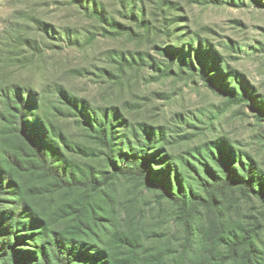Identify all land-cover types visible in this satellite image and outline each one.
<instances>
[{"label":"rangeland","instance_id":"1","mask_svg":"<svg viewBox=\"0 0 264 264\" xmlns=\"http://www.w3.org/2000/svg\"><path fill=\"white\" fill-rule=\"evenodd\" d=\"M12 86L42 102L69 141L96 150L97 158L68 155L102 182L114 167L68 98L101 122L105 112L122 117L113 121L119 148L158 152L155 170L168 160L173 173L163 182L175 193L204 196L230 157L241 176L247 167L263 175L264 192V0H0V90ZM21 181L54 228L73 231L88 209L115 264L127 251L96 224L138 238V264H172L180 251L175 205L143 180L116 177L77 192L39 174ZM218 203L217 219L245 232L264 264L263 200L235 190ZM212 221L205 211L202 227Z\"/></svg>","mask_w":264,"mask_h":264},{"label":"trees","instance_id":"2","mask_svg":"<svg viewBox=\"0 0 264 264\" xmlns=\"http://www.w3.org/2000/svg\"><path fill=\"white\" fill-rule=\"evenodd\" d=\"M113 31L118 33L115 28ZM209 85L217 90L212 82ZM67 100L87 119L105 151L103 155L114 167L113 172L104 182L91 172L86 174L68 153L97 158L95 149L69 141L42 113V102L34 101L31 93L15 86L0 90V104L5 109L0 111V264H115L117 261L105 242L96 237L90 225L94 217L89 219L84 212L88 209L74 220L73 231L52 227L32 203L33 191L26 190L21 181L22 176L37 174L50 179L55 188L69 192L97 191L116 177L143 180L149 189L160 192L163 199L175 205L183 226V242L179 252L171 253L175 254L172 264H262L259 257L262 251L249 242L245 232L217 219L221 215L219 196L228 192L240 190L264 202V192L261 188L257 190L263 175L257 169L247 167L246 175L241 176L234 170L235 158L230 157L223 163L224 175L204 185V196L189 195L183 188L175 193L163 182L173 173L168 160L164 162L166 166L155 170L158 152H147L145 146L142 152L134 153L129 144L119 148L113 121L122 117L116 112H105L101 122L94 112H87L83 101ZM126 146L129 149L125 151ZM117 158L123 165L116 164ZM205 211L215 218L209 230L202 227ZM96 227L113 244L127 251L125 264H138L141 257L138 255L144 249L138 238L115 229L110 231L105 224Z\"/></svg>","mask_w":264,"mask_h":264}]
</instances>
